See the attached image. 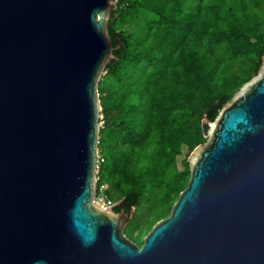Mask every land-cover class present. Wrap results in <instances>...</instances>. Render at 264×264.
Returning <instances> with one entry per match:
<instances>
[{"label":"water","instance_id":"obj_1","mask_svg":"<svg viewBox=\"0 0 264 264\" xmlns=\"http://www.w3.org/2000/svg\"><path fill=\"white\" fill-rule=\"evenodd\" d=\"M116 0H0V264H264V55L138 246L95 203ZM117 208L119 212H115Z\"/></svg>","mask_w":264,"mask_h":264},{"label":"trees","instance_id":"obj_2","mask_svg":"<svg viewBox=\"0 0 264 264\" xmlns=\"http://www.w3.org/2000/svg\"><path fill=\"white\" fill-rule=\"evenodd\" d=\"M116 1L108 25L116 59L98 85L96 191L107 185L104 195L126 213L148 203L127 234L142 246L187 185V160L182 171L176 165L182 147L190 154L203 144V121L257 74L264 28L250 30L245 19L256 20L264 0H240L243 17L225 24L221 0Z\"/></svg>","mask_w":264,"mask_h":264},{"label":"rangeland","instance_id":"obj_3","mask_svg":"<svg viewBox=\"0 0 264 264\" xmlns=\"http://www.w3.org/2000/svg\"><path fill=\"white\" fill-rule=\"evenodd\" d=\"M221 6H222L223 15H225L224 21L222 22V24H225L227 20L232 19L234 16L243 17V13L241 11L240 0H221ZM245 21L250 30L254 29L257 26H262V28H264V12L259 13V16L257 17L256 20H254L253 16H250V18L245 19ZM255 40L256 38H252V41L255 42ZM128 101H130L131 103L137 102L135 96L130 97ZM102 119H103V116H102ZM102 125H103V121H102ZM203 140L204 141L206 140V136L204 134H203ZM188 155L189 154H188L187 148L182 147L181 154L176 159V165L179 171H182L184 169V161L187 160ZM99 158L101 160L102 156H100ZM104 187L107 189V185H104ZM103 193L105 194V190H103ZM147 208H148V203H142L139 209H136L135 207L132 209V212L135 216L133 217V219L129 220L127 223V226L124 230V234L126 236L128 234V231L137 225L135 224V222H137V219H139L140 216L142 215V211ZM144 237L145 236H143V238ZM143 238L140 240L142 244H143Z\"/></svg>","mask_w":264,"mask_h":264},{"label":"built area","instance_id":"obj_4","mask_svg":"<svg viewBox=\"0 0 264 264\" xmlns=\"http://www.w3.org/2000/svg\"><path fill=\"white\" fill-rule=\"evenodd\" d=\"M104 188L105 187L102 186L99 190V193H97V191H96L94 201H95V203L99 204L103 209H106V208L113 206L115 203L113 201H111L110 199H108L106 197V195H104V193H103Z\"/></svg>","mask_w":264,"mask_h":264}]
</instances>
